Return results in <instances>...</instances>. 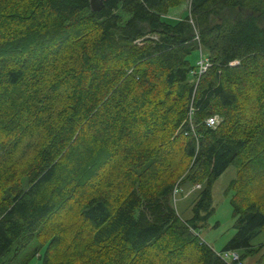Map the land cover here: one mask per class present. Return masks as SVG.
<instances>
[{"label": "trees", "instance_id": "16d2710c", "mask_svg": "<svg viewBox=\"0 0 264 264\" xmlns=\"http://www.w3.org/2000/svg\"><path fill=\"white\" fill-rule=\"evenodd\" d=\"M232 166L218 252L196 233ZM197 185L185 219L175 194ZM36 255L264 264V0H0V264Z\"/></svg>", "mask_w": 264, "mask_h": 264}, {"label": "rangeland", "instance_id": "374dc122", "mask_svg": "<svg viewBox=\"0 0 264 264\" xmlns=\"http://www.w3.org/2000/svg\"><path fill=\"white\" fill-rule=\"evenodd\" d=\"M190 10V3L184 1L179 6L173 7L168 12V17L182 18L185 13ZM204 56L205 53L203 52ZM190 59L194 65H198L201 60V51L195 50ZM22 168V167H21ZM236 176V168H228L217 181L212 188L213 201L215 207V213L210 217L206 226L197 231L198 234L207 244L211 245L216 251H221L228 240L236 233L234 228L233 207L231 205V197L233 191L227 193L230 181ZM197 186H183L178 189L175 194L174 202L176 201V207L179 214L187 219L192 216V198L195 196ZM37 256V255H36ZM239 257V253H238ZM257 257L247 258L240 264H259ZM40 255L34 258L29 264H40Z\"/></svg>", "mask_w": 264, "mask_h": 264}, {"label": "built area", "instance_id": "2783aa9c", "mask_svg": "<svg viewBox=\"0 0 264 264\" xmlns=\"http://www.w3.org/2000/svg\"><path fill=\"white\" fill-rule=\"evenodd\" d=\"M210 65V61L207 58V56H204V54L201 52V60L198 63V72L201 74L203 73L207 67ZM219 119L217 116H212L207 119V124L210 126H215L218 123ZM223 257L225 259L231 260H238V253L237 252H224Z\"/></svg>", "mask_w": 264, "mask_h": 264}, {"label": "water", "instance_id": "95a60500", "mask_svg": "<svg viewBox=\"0 0 264 264\" xmlns=\"http://www.w3.org/2000/svg\"><path fill=\"white\" fill-rule=\"evenodd\" d=\"M91 6L94 10H99L102 7V0H91Z\"/></svg>", "mask_w": 264, "mask_h": 264}, {"label": "bare ground", "instance_id": "6f19581e", "mask_svg": "<svg viewBox=\"0 0 264 264\" xmlns=\"http://www.w3.org/2000/svg\"><path fill=\"white\" fill-rule=\"evenodd\" d=\"M226 252H236V251H226ZM222 254V256H223V253H221Z\"/></svg>", "mask_w": 264, "mask_h": 264}]
</instances>
